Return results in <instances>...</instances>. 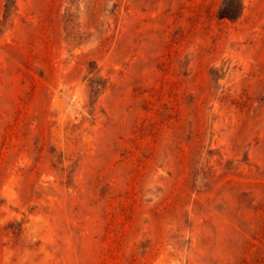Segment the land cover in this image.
<instances>
[{"label":"rangeland","instance_id":"1","mask_svg":"<svg viewBox=\"0 0 264 264\" xmlns=\"http://www.w3.org/2000/svg\"><path fill=\"white\" fill-rule=\"evenodd\" d=\"M0 264H264V0H0Z\"/></svg>","mask_w":264,"mask_h":264}]
</instances>
